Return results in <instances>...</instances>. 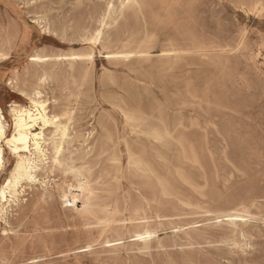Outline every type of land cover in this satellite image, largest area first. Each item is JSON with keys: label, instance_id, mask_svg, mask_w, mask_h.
<instances>
[{"label": "rangeland", "instance_id": "obj_1", "mask_svg": "<svg viewBox=\"0 0 264 264\" xmlns=\"http://www.w3.org/2000/svg\"><path fill=\"white\" fill-rule=\"evenodd\" d=\"M108 2L119 8L120 0H0V51L10 56L0 60L6 119L9 103L27 104L20 91L49 72L41 87L67 126L66 136L46 128L62 142V164L47 147L40 180L24 183L0 218V264H264V0H171L173 20L170 8L137 20L128 9L110 37L126 25L120 37L128 42L155 41L130 58L91 49L82 37ZM36 52L51 60L31 63ZM90 52L92 62L66 59ZM146 128H167L166 142ZM134 159L174 179L164 208L146 194ZM15 162L5 148L0 183ZM70 164L85 169L93 202L130 208L146 197L156 237L106 242L117 237L82 213L86 196L78 210L62 197L76 183ZM233 208L244 215L237 227L217 218L218 209Z\"/></svg>", "mask_w": 264, "mask_h": 264}, {"label": "bare ground", "instance_id": "obj_2", "mask_svg": "<svg viewBox=\"0 0 264 264\" xmlns=\"http://www.w3.org/2000/svg\"><path fill=\"white\" fill-rule=\"evenodd\" d=\"M117 8L113 2H108L105 7L96 9L91 15L90 21L84 25L82 33V37L91 49L98 45L115 49V51L108 54L110 57L130 58L134 55L146 54L150 52L155 42L151 39H137L131 43L121 38L120 35L124 32L126 25L121 26L114 37L112 35L110 37L109 29L111 25L117 22L118 18L125 17L126 10L132 9L134 15L132 19L136 18V20L139 13L145 15L144 12H148L151 16H156L160 9L169 8V19L173 20L177 17V13L171 9V0H120L119 8ZM189 33L192 35L193 30ZM9 57V53L0 51V60H7ZM66 59L92 62L94 55L93 52H90L88 54L71 55ZM50 60L51 57L37 52L29 56V61L36 65L47 63ZM48 77H50V73L45 72L39 78L41 84L45 83ZM13 82L12 78L7 81L9 85H12ZM41 84L29 92L20 91L19 94L27 101V104L17 101L9 103L10 123L6 119L4 109L0 103V180L5 171V148L9 150L12 156L16 157L15 166L10 175L3 183H0V218L3 219L7 216L9 207L17 203L21 193L25 191L26 186L24 183H34L40 180L38 171L46 163L49 147L53 153V163L62 164L60 158L63 148L62 142L47 137L46 128H57L62 132V136H66L67 126L62 124L59 115L50 113L49 99L46 98ZM9 128H12L10 134L8 133ZM146 130L153 138L164 143L169 134L167 128H146ZM133 165H135L136 170L141 172L140 183L146 188V194L152 200L163 205L167 198L175 195L174 179L172 180L165 174H160L154 165L146 163L142 159H134ZM66 171L73 174L76 183L70 185L69 190L64 191L62 197L70 203L72 208L78 210L77 201L83 198L84 195L86 196L82 213L95 218L105 231H110L113 236L117 237L106 242L121 240L126 233H129L136 240L147 245L156 237L158 230L156 222L152 221L151 216L148 214L149 200L146 197L143 200L140 199L134 202L130 208L119 205L114 207L107 204L101 205L93 202L97 198V193L91 186L85 169L70 164ZM231 201L236 202L235 198H232ZM164 207L165 205H163ZM126 211H129L130 214V224H116L119 221L118 216L123 215ZM216 212L218 214L217 218H229L227 223L234 227L239 225V219L244 216L238 211V208L218 209Z\"/></svg>", "mask_w": 264, "mask_h": 264}]
</instances>
